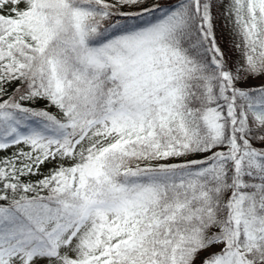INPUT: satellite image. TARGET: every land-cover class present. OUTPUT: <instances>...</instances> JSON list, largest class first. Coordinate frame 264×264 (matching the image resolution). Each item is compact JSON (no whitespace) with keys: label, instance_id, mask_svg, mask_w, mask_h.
<instances>
[{"label":"snow or ice","instance_id":"snow-or-ice-1","mask_svg":"<svg viewBox=\"0 0 264 264\" xmlns=\"http://www.w3.org/2000/svg\"><path fill=\"white\" fill-rule=\"evenodd\" d=\"M9 148L0 264H264V0H0Z\"/></svg>","mask_w":264,"mask_h":264},{"label":"trees","instance_id":"trees-1","mask_svg":"<svg viewBox=\"0 0 264 264\" xmlns=\"http://www.w3.org/2000/svg\"><path fill=\"white\" fill-rule=\"evenodd\" d=\"M214 15H217L216 10H214ZM222 25H223V18L217 15L216 26H217L218 39H220L223 42V46L227 49L229 47L230 37L226 32V30L222 28ZM13 87H15V85L10 86L9 92H11ZM40 106H42V104ZM14 151H16V148H9L8 150L0 151V159L11 155V153ZM48 167H50V165L43 166L41 171L46 172ZM38 178H39L38 176H30V177H26L25 179L36 180Z\"/></svg>","mask_w":264,"mask_h":264},{"label":"rangeland","instance_id":"rangeland-1","mask_svg":"<svg viewBox=\"0 0 264 264\" xmlns=\"http://www.w3.org/2000/svg\"><path fill=\"white\" fill-rule=\"evenodd\" d=\"M20 147H24L23 145H21ZM191 158H196V157H191Z\"/></svg>","mask_w":264,"mask_h":264}]
</instances>
